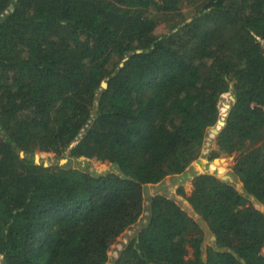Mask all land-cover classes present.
I'll use <instances>...</instances> for the list:
<instances>
[{
    "label": "trees",
    "instance_id": "1",
    "mask_svg": "<svg viewBox=\"0 0 264 264\" xmlns=\"http://www.w3.org/2000/svg\"><path fill=\"white\" fill-rule=\"evenodd\" d=\"M225 119L211 157H234L244 192L209 171L178 188L216 237L204 258L207 230L145 189L185 172ZM0 257L264 264V0H0Z\"/></svg>",
    "mask_w": 264,
    "mask_h": 264
},
{
    "label": "rangeland",
    "instance_id": "2",
    "mask_svg": "<svg viewBox=\"0 0 264 264\" xmlns=\"http://www.w3.org/2000/svg\"><path fill=\"white\" fill-rule=\"evenodd\" d=\"M159 31H165L166 27L165 24L163 25L162 23L158 27ZM233 92H227L223 95L220 104L222 103L223 100H228V95ZM228 101H225L223 103V107L226 106ZM214 127V126H213ZM210 130V129H209ZM210 132L209 135L210 136ZM211 137V136H210ZM216 137H212V140L207 139L205 142V146L203 149V155H206L208 158L203 160V163H206L207 161L209 162L208 165L211 167L209 172H212L216 174L219 178L224 179V180H229L231 181L238 190L241 192H244V185L242 181L240 180L239 176L234 175L232 173V168L230 166L231 161L233 160L234 157H230L229 155L225 153H220L218 157L212 158L211 153L214 149L217 148L216 145ZM39 156L38 163H45L46 165H51L56 161L61 162V160H66L64 164H68L69 166L75 167V168H83L86 171L90 172H97V173H103L106 171L110 170H116L112 165L102 163L97 160H91L86 157H78V158H70V157H64V158H55V156L51 153L47 152H41L37 153L36 157ZM204 166L200 169H203ZM227 178V179H226ZM229 178V179H228ZM190 186V185H188ZM191 187V186H190ZM178 182L177 180H171L169 181L168 184L166 185H147L145 189V205L148 204V197L153 196L155 194H162L166 193L169 197L174 198L193 218H195L197 221L200 223L202 222L201 218L197 215L195 212L193 206L191 203L184 198L181 194L178 193ZM145 216L139 220L138 223H136L132 228L126 230L119 238L118 240L112 245L111 250H110V257L111 259L115 258L119 251L123 248V246L128 242V240L135 235L136 231L140 228V226L144 223L145 221ZM202 227L207 230V238L205 240V243L203 245V257L207 258V248L212 245L214 239L212 238L210 232H208V227L205 223H201ZM0 264H2V258L0 257ZM108 264H112V261H109Z\"/></svg>",
    "mask_w": 264,
    "mask_h": 264
},
{
    "label": "crops",
    "instance_id": "3",
    "mask_svg": "<svg viewBox=\"0 0 264 264\" xmlns=\"http://www.w3.org/2000/svg\"><path fill=\"white\" fill-rule=\"evenodd\" d=\"M208 157L206 155L200 156L197 160H195L187 169L185 172L181 173V174H176V175H169L167 176L162 182L157 183L156 185H166L169 183V181L171 180H177L178 185H187L186 188L189 189L190 186V181L195 177V174H199V173H204L207 171H210L211 167L208 165V161L206 163H203L204 159H207ZM204 166L203 169H200V167L202 168ZM152 185V184H149ZM164 195H166V193H162ZM198 215V214H197ZM199 216V215H198ZM200 217V216H199ZM212 236V235H211Z\"/></svg>",
    "mask_w": 264,
    "mask_h": 264
},
{
    "label": "water",
    "instance_id": "4",
    "mask_svg": "<svg viewBox=\"0 0 264 264\" xmlns=\"http://www.w3.org/2000/svg\"><path fill=\"white\" fill-rule=\"evenodd\" d=\"M138 52H141V51L139 50ZM127 59H128V58H125L124 61H126ZM121 65H123V63H122ZM102 86H103L104 88H107L108 83H107L106 81H103V82H102ZM229 97L232 99L233 102L236 101V96H235V94L230 93V94H229ZM231 106H232V105H231ZM231 106H230V108H231ZM228 114H229V112L227 113L226 117L228 116ZM217 123H219V120L217 121ZM219 124H220V123H219ZM225 125H226V119L224 120L223 123L220 124V126H221L220 129H216V128H214V127H211L210 130L214 133V136H217V135H219V133L221 132V129H222ZM207 139L212 140L213 138L210 137V136H207ZM21 156H24V153H23V152H21ZM38 159H39V156L36 157V162H38ZM65 162H66V160H61L60 163H61V164H64ZM45 165H46V164H45ZM195 175H196V174H195ZM201 223H202V222H201ZM212 238L215 239L216 237H215V236H212Z\"/></svg>",
    "mask_w": 264,
    "mask_h": 264
}]
</instances>
